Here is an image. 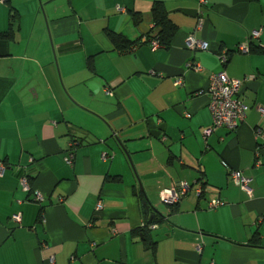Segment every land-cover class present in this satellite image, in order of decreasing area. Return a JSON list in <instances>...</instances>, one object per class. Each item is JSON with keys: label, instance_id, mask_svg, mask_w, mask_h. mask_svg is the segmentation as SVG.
<instances>
[{"label": "crops", "instance_id": "crops-1", "mask_svg": "<svg viewBox=\"0 0 264 264\" xmlns=\"http://www.w3.org/2000/svg\"><path fill=\"white\" fill-rule=\"evenodd\" d=\"M154 1L0 3V33L18 16L15 39H0V264H264V54L252 52L264 48V0H161L179 26L171 47L116 50L108 29L146 37ZM133 11L142 13L140 25ZM37 14L42 21L32 25L27 15ZM189 34L209 49H188ZM247 41L251 49L242 52ZM190 62L203 69H189ZM221 72L254 77L238 93L249 108L237 129L220 127L206 137L213 125L207 87ZM179 76L182 84L175 83ZM116 142L134 157L148 149L158 169L185 172L183 183L199 184L205 175V197L167 204L169 214L159 211L162 222L148 226V197L131 178L123 187L127 159ZM71 153L72 165L65 161ZM232 169L252 179V194L230 178ZM179 185L161 188L160 196ZM208 191L223 204L209 208ZM17 212L21 223L12 219Z\"/></svg>", "mask_w": 264, "mask_h": 264}, {"label": "built area", "instance_id": "built-area-1", "mask_svg": "<svg viewBox=\"0 0 264 264\" xmlns=\"http://www.w3.org/2000/svg\"><path fill=\"white\" fill-rule=\"evenodd\" d=\"M7 0H0V3L6 2ZM204 3V0L201 1ZM201 12V10H200ZM201 27V21L198 24V28ZM201 29V28H200ZM261 31L255 33V35H259ZM153 49L159 47V43L156 40L152 42ZM186 47L190 50H207L209 49V43L203 39L198 38L195 34H189L186 38ZM240 50L242 52L250 51L249 42H245L240 45ZM220 59L222 63H226L228 56L227 54H221ZM189 69H194L196 71L202 70V65L197 62H190L188 64ZM254 77L247 78L244 80L230 78L227 73L221 72L216 73L211 76L209 79V85L207 87V92L210 96V104L209 108L213 117V125L204 130V134L206 137L211 135L216 129L220 127H225L229 130H235L239 127L241 122L244 120L246 116L247 106L245 103L238 97L239 90L245 84V81L248 79H253ZM176 84L183 83V77L179 76L175 80ZM260 112L264 114V108H260ZM187 117H191V113H186ZM259 134L261 131L258 132ZM112 155L108 152L103 153L104 160L111 157ZM65 161L72 165L74 163V154L71 153L69 156L65 157ZM256 165H262L261 161L258 159L256 161ZM5 167L0 165V174H4ZM230 177L234 179V181L240 185L248 194H252V189L250 187V182L252 179L245 175L241 170L232 169L230 171ZM21 182L24 190L31 191V187L29 184L28 178L22 177ZM179 189H165L161 192V198L163 202L168 204H175L180 201L183 197L187 195L190 190L189 183H180ZM44 200L43 195L40 192L35 193V201L42 202ZM223 204V201L218 198H214L211 200L209 204V208L215 209ZM98 209L102 207L101 204H98ZM13 220L17 223H21L22 221V213L18 212L13 215ZM156 228V225L152 226ZM53 259V258H52Z\"/></svg>", "mask_w": 264, "mask_h": 264}, {"label": "trees", "instance_id": "trees-1", "mask_svg": "<svg viewBox=\"0 0 264 264\" xmlns=\"http://www.w3.org/2000/svg\"><path fill=\"white\" fill-rule=\"evenodd\" d=\"M151 15H152V19H153L152 21L154 23V27L151 28L147 32L146 37L143 36L144 38L140 37V38L133 40V39H130L129 37L123 35L122 33L108 29L107 35H108V38L110 39L113 47L120 52H131V51H134L139 45L145 43V44H149L150 48L153 49L152 42H153V40H156L159 43L158 48H160V47L170 48L176 34L179 31V26L171 19L170 15H169L168 8L166 6V3L164 1H161V0H155L152 4V7H151ZM132 16H133V19H134V22L136 25H140L142 23L143 18H142L141 12L133 11ZM16 20H18V16L15 14H12V22L10 24V27L8 30L0 33V39L7 40V41H13L15 39V31L13 29V26H14V23L16 22ZM158 48H156L155 50H157ZM250 49H251V46H250ZM252 52L264 54V48L259 47V48L253 49V47H252ZM87 65L91 71L95 70L93 57L88 58ZM247 108H249V107H247ZM222 128H225V127H222ZM230 131H233V130H230ZM261 134H262V131H261L260 135ZM75 141L76 140H74L73 142H75ZM22 177H25V176H22ZM26 177L29 180V176H26ZM198 183L202 187V190L199 192L198 195H199V197H205V193H206L205 189L209 185L207 183L206 176L203 175L202 179ZM29 184H30V187L32 190V185L30 183V180H29ZM238 186H240V185H238ZM240 188L243 191H245L241 186H240ZM245 192L248 193L247 191H245ZM140 195L143 198V197H145L146 194L144 192H140ZM214 198H217V197H214ZM214 198H212V199H214ZM144 203H145L144 212H145V217H146V221H147L148 226L149 225H157L158 226L162 222L161 221L162 220L161 213H159L158 211L155 212L153 207L149 204L150 203L149 200H148V202H146L144 200ZM178 203L171 204V205H173V207L175 208V206L178 205ZM43 210H44V208L41 207L39 218H41V214L43 213ZM149 213L153 214V217L151 216L152 219L149 216ZM13 215H12V219H13ZM137 231H139V233L142 232L144 235L145 234L148 235V233L143 229H139ZM145 240H146L145 244L147 245V247L152 248V250H156L157 242L152 241L151 238L150 239L148 238ZM259 241H260V236L257 234L254 235L253 244L258 245Z\"/></svg>", "mask_w": 264, "mask_h": 264}, {"label": "rangeland", "instance_id": "rangeland-1", "mask_svg": "<svg viewBox=\"0 0 264 264\" xmlns=\"http://www.w3.org/2000/svg\"><path fill=\"white\" fill-rule=\"evenodd\" d=\"M27 18L31 19V21L29 23H32V25H34L36 22H40L41 20V16L38 17L34 15V16H29L27 15ZM51 25V22H50ZM53 30H51L49 28V34L52 33ZM57 60V59H56ZM245 99V98H244ZM83 120V118H82ZM157 141L158 140H155ZM117 143V147L119 148V150L123 153V155L126 157V162H125V167H127V173L124 172V183L122 184L124 187V184H126V182H128L129 178H131V180H133V182H135V186L138 190H144L146 192V195L148 197V199L150 200V202L162 213L168 215L169 214V208H168V203L163 202L161 196H160V189L165 187V186H172V183L175 182V184L178 183H182V181L180 180H186V178H181L180 175L182 173V170H175V169H166V168H162V169H158L157 167H155L154 163L152 162V160L150 159V152L148 151V149L144 150L143 152H141L140 154H138L137 156H133L127 147H125L123 144L116 142ZM168 144V143H167ZM142 148L145 149L144 145H142ZM157 148V147H156ZM116 151L112 152L111 155H115ZM120 155V152H118ZM142 163V164H139ZM134 164V165H133ZM121 165L123 168V162L122 160H119V164ZM156 170H158V172H155ZM174 170V171H173ZM187 173V172H186ZM197 176H200L199 172H196ZM231 178V177H230ZM234 180V179H232ZM132 182V184H133ZM191 183H194L191 182ZM192 185V189L189 191V193L186 195V199L190 198V197H196L198 196L196 188H198L200 185L194 183L191 184ZM164 189V188H163ZM162 189V190H163ZM209 192V191H208ZM213 197L212 193H208L206 198H204V200L207 199H211ZM175 216V215H172ZM166 223L162 224L160 227V230L162 231L164 229V227H166ZM155 232H157L155 230ZM156 236V234H155Z\"/></svg>", "mask_w": 264, "mask_h": 264}, {"label": "water", "instance_id": "water-1", "mask_svg": "<svg viewBox=\"0 0 264 264\" xmlns=\"http://www.w3.org/2000/svg\"><path fill=\"white\" fill-rule=\"evenodd\" d=\"M134 165V164H133ZM142 192H144V190H141ZM145 194H146V192H145ZM149 200V199H148ZM149 202H150V200H149ZM151 203V202H150ZM151 206L153 207V209L155 210V212H159V210L153 205V204H151Z\"/></svg>", "mask_w": 264, "mask_h": 264}]
</instances>
